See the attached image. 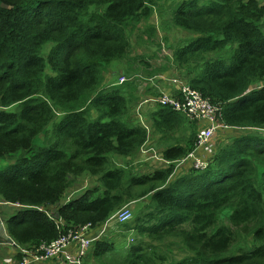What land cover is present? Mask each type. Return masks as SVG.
Segmentation results:
<instances>
[{
    "label": "trees",
    "instance_id": "trees-1",
    "mask_svg": "<svg viewBox=\"0 0 264 264\" xmlns=\"http://www.w3.org/2000/svg\"><path fill=\"white\" fill-rule=\"evenodd\" d=\"M159 1L0 0V203L22 206L3 217L20 250L90 226L84 264H264V0H184L172 11L171 27L193 35L173 52L179 75L242 133L204 156L206 169L178 167L198 124L160 104L145 124L136 81L106 79L121 60L171 76L130 59ZM135 70L129 78H143ZM152 133L167 165L154 170L142 160ZM84 176L96 185L74 196ZM33 208L56 210L63 226ZM124 208L132 219L104 236Z\"/></svg>",
    "mask_w": 264,
    "mask_h": 264
},
{
    "label": "rangeland",
    "instance_id": "rangeland-1",
    "mask_svg": "<svg viewBox=\"0 0 264 264\" xmlns=\"http://www.w3.org/2000/svg\"><path fill=\"white\" fill-rule=\"evenodd\" d=\"M184 0H161L158 2V7L162 9V14L161 11L156 10L154 16L151 18L149 21L150 26L148 25H143L139 27L137 30H135L133 39H132V44H133V50L132 53L130 54V59L142 56L146 57L149 59L147 62L148 65L152 66V71L156 70L159 71L163 66H169V72L171 76L166 77L165 73H158L156 76H152L151 78H148L145 76L146 71L143 69L144 65L140 64L139 62L131 63L127 62L125 60L121 61H114L112 62L107 70H109L108 73H106V79L107 81L112 78L114 74H120V78L118 80V83L121 84L120 80L122 78L126 79V82L129 81H136V84H138V102L137 104L139 105L136 109V116L140 117V121L144 122L146 121L145 124H149L150 122L145 119V114L143 112V109L146 107L145 105H148L149 111H152L153 109H156L159 104V101L162 97L167 96V97H172V98H177L179 97V90L178 87L172 84V80L177 79L180 82L187 84L185 80L181 78L179 75L178 70L176 69L175 63L173 62L172 55L173 52L179 47H182L189 43L191 39H193V35L188 34L185 31H180L176 28L171 27L170 25V17L172 14V11L176 9L178 4H180ZM209 0H202L201 4L207 3ZM168 19V20H166ZM152 28L155 29V33L153 36L149 34V30ZM192 36V37H191ZM158 44H160V48L158 47ZM51 49V46L48 45L43 49V53H48L49 50ZM157 56V57H155ZM135 70V75L142 74L143 78L140 79H134V78H129L131 75H133ZM146 78V79H144ZM165 83H168L170 87L173 90H169L170 87L166 86ZM124 84V83H123ZM154 85V86H153ZM149 87H153L156 89L160 94L161 97L159 99H151L152 101H148L146 91L148 90ZM141 88V90L139 89ZM136 104V105H137ZM148 113V112H147ZM146 113V116H147ZM150 116V115H149ZM147 116V117H149ZM134 119V118H133ZM150 125V124H149ZM152 131V129H151ZM260 132L264 133V129L260 130ZM239 136L242 135V133L235 132L234 130H229L226 132H222L220 134V137L217 140V148L220 145L223 144H228V142L231 140L233 136ZM156 137V136H155ZM161 137V135H159ZM151 140H154V137H151ZM42 144L41 138H38L35 141V145L40 146ZM153 149L154 152L151 156H144L142 160L145 161L148 167L151 169L153 168H162V166H167L164 161H162L161 154L159 151H157L154 147L147 146V149ZM156 154V155H154ZM112 160H125L122 157H118L116 155L111 156ZM192 165L194 166V161H190ZM8 166V163H0V168H5ZM144 167V166H143ZM145 169H148L147 167H144ZM154 170V169H153ZM149 172V170H147ZM96 185L95 179H91L89 176H84L82 179H80L77 182L76 189L80 190L78 193H76L74 196L77 194H83L86 189H91ZM85 187V189H83ZM76 190V191H77ZM73 192H68L66 196H69L70 198L72 197ZM18 205H6L4 203H0V216L3 219L6 218V214H13L17 210L21 209ZM2 214V215H1ZM120 231V227L118 223L115 221H110L108 224H106L102 230L104 236H108L110 239H113L117 236V234ZM94 239V238H93ZM132 240V238L130 239ZM2 249V246L0 244V250ZM14 259V258H13ZM1 260V258H0ZM15 260V259H14ZM17 260V259H16Z\"/></svg>",
    "mask_w": 264,
    "mask_h": 264
},
{
    "label": "built area",
    "instance_id": "built-area-1",
    "mask_svg": "<svg viewBox=\"0 0 264 264\" xmlns=\"http://www.w3.org/2000/svg\"><path fill=\"white\" fill-rule=\"evenodd\" d=\"M120 82L123 84L126 79L122 78ZM171 82L178 87L179 97L164 96L160 99L159 104L172 108L175 112L186 116L191 122H195L200 127L194 151L184 158L178 164V167H183L190 161H194L195 169H206L207 164L203 157L212 155L217 151V140L220 134L231 130V128L223 124L221 108L214 105L210 99L204 98L199 91L177 79ZM148 101L151 102L152 100ZM33 209L45 213L52 221L56 222L59 228L63 226V222L56 215V210H49L48 208ZM131 219L132 212H130L129 208H124L115 214L111 221L123 224ZM90 228V226H85L81 229L70 230L68 234L61 236L50 244L23 249L20 251L22 261L19 262L15 259L14 263L4 264H41L57 258L62 259L65 264H84L85 256L94 241L93 238L89 237ZM72 247L74 248L72 249Z\"/></svg>",
    "mask_w": 264,
    "mask_h": 264
},
{
    "label": "crops",
    "instance_id": "crops-1",
    "mask_svg": "<svg viewBox=\"0 0 264 264\" xmlns=\"http://www.w3.org/2000/svg\"><path fill=\"white\" fill-rule=\"evenodd\" d=\"M166 84V86H169L170 87V85L168 84V83H165ZM154 86V85H153ZM169 90H173L171 87H170V89ZM146 99H148V100H151L152 98L151 97H149L148 95H147V98ZM146 107L143 109V112H144V114H145V119L147 120V121H149L150 122V124H151V117H152V115H153V113L156 111V109H153L152 111H149L150 109H149V107H147L148 105H145ZM148 112V113H147ZM146 113H147V116H149V117H147L146 116ZM149 125V124H148ZM153 130V129H152ZM188 134L189 133V131H187V130H185L184 131V134ZM189 135V134H188ZM187 135V136H188ZM152 136L154 137V140H151L150 141V143L147 145V146H150V147H152L153 148V146H154V144H155V142H159L160 141V137H159V135H154L153 133H152ZM156 136V137H155ZM186 136V137H187ZM144 149V155H152L153 154V152H154V150L153 149H151V148H149V149H147L146 150V147H144L143 148ZM157 151H159V152H162V150H159V149H157ZM154 155H156V154H154ZM0 218H1V216H0ZM1 246H2V249L0 250V258H1V260H0V264H4V263H14V257H15V255L17 254V252H16V250L11 246V245H9V244H7V243H1ZM74 247H72V249H73ZM41 264H65V262L62 260V259H59V258H57V259H54L53 261H50V262H48V263H41Z\"/></svg>",
    "mask_w": 264,
    "mask_h": 264
},
{
    "label": "water",
    "instance_id": "water-1",
    "mask_svg": "<svg viewBox=\"0 0 264 264\" xmlns=\"http://www.w3.org/2000/svg\"><path fill=\"white\" fill-rule=\"evenodd\" d=\"M7 243L11 246H17L14 240L7 234V230L4 221L0 218V244Z\"/></svg>",
    "mask_w": 264,
    "mask_h": 264
},
{
    "label": "clouds",
    "instance_id": "clouds-1",
    "mask_svg": "<svg viewBox=\"0 0 264 264\" xmlns=\"http://www.w3.org/2000/svg\"><path fill=\"white\" fill-rule=\"evenodd\" d=\"M1 219H2V218H1ZM2 220H3V219H2ZM4 224H5V223H4ZM5 227H6V226H5ZM7 234H8V233H7ZM14 242H15V241H14ZM15 244H16V242H15ZM16 245H17V244H16ZM12 247H13L15 250L17 249L19 252L21 251V250L19 249L18 245L15 246V247H14V246H12ZM17 250H16V251H17ZM17 261H18V260H17Z\"/></svg>",
    "mask_w": 264,
    "mask_h": 264
}]
</instances>
